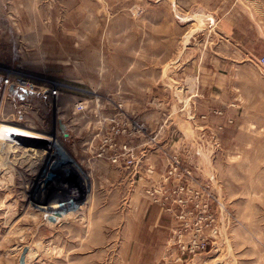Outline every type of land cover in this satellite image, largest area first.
<instances>
[{"label":"rangeland","instance_id":"374dc122","mask_svg":"<svg viewBox=\"0 0 264 264\" xmlns=\"http://www.w3.org/2000/svg\"><path fill=\"white\" fill-rule=\"evenodd\" d=\"M233 1L0 0V74L89 102L67 159L0 166V264H264V0H236L247 46L224 32ZM18 101L0 118L45 135V109ZM110 118L141 127L132 168L108 158L123 136L96 156Z\"/></svg>","mask_w":264,"mask_h":264},{"label":"built area","instance_id":"2783aa9c","mask_svg":"<svg viewBox=\"0 0 264 264\" xmlns=\"http://www.w3.org/2000/svg\"><path fill=\"white\" fill-rule=\"evenodd\" d=\"M257 61L258 64L264 68V53L258 58ZM25 77L26 76H24L21 72L14 73L8 71L6 76L0 74V96L10 104L19 100L18 102L24 101V103L33 102V104L37 107L45 109L48 116L47 123L45 125V135H39L35 132H28L27 134L29 135L25 133L26 135H24V138L27 139L28 136L31 135H39L46 138L44 143L45 146L38 145V140L37 142L34 141L37 139L35 137L29 138L28 140L30 141L29 144L32 146V149H34V146L41 148L39 150L43 152L42 158H59V155L64 157L65 154L62 153L66 150L65 143L70 138L71 133H73V127L75 126V118L71 119L70 115L74 116L76 114H81L83 116L88 114L89 112L87 109L89 102L87 99H85V97H80L65 105L62 100L65 96L64 89L66 85L50 78L41 76H34V80H29L26 79L27 77ZM12 117L13 120L0 118L4 120L0 122V125L20 128L23 131H27V129L21 128L19 125L15 127L19 118L22 116L19 117L18 114L16 115L13 112ZM115 121L116 120L114 118H110L108 121L106 119L99 121V126L95 129V132L97 131L98 133H101V130L104 128V124L108 125L109 131L107 130L108 133H105L101 136L102 139L100 142H102L104 145L98 148L96 156L102 158V156L106 153V149H104V147H106L105 145H111L116 136H123L127 138L128 142L119 147L120 154H113L108 158L112 164L117 166L123 165L124 167L132 168L136 165L135 161L137 158V151L140 147L133 146L132 140L134 134L137 133L138 130H141V127L137 125L134 126L130 123L129 125L124 123V125L119 126ZM104 130H106V128H104ZM12 134H14V132L7 133V137L11 139L13 136ZM91 134L90 140L91 142H94L98 135L94 134V132Z\"/></svg>","mask_w":264,"mask_h":264},{"label":"bare ground","instance_id":"6f19581e","mask_svg":"<svg viewBox=\"0 0 264 264\" xmlns=\"http://www.w3.org/2000/svg\"><path fill=\"white\" fill-rule=\"evenodd\" d=\"M0 122H2V120H0ZM19 127H21V126H19ZM30 129H28V131ZM28 131H23L20 128H13L11 126L0 125V166L5 167L7 164H10L9 163V159H8V158H10L9 157L10 155H13V158H17L18 154H16V152L18 150L21 151V154L19 155L20 156L19 158H31V159L34 158V159H37V160L40 159V158H41V160L43 159L42 158L43 152L41 150H39L41 148L33 145L34 149H32V146L29 144L30 141H28V140H29V138L35 137V138H37L38 142H41V144H42L41 146H43V144L45 143L46 138L45 137H41L39 135H31V136H28V138L26 139V138H24V135H26L28 133ZM9 132H14V134H12L13 136H12L11 139L7 137V133H9ZM35 132H36V130H35ZM27 135H29V134H27ZM24 139H26V140H24ZM62 154H64V153H62ZM65 157H66V155L64 156V159H67ZM41 160H39V162ZM45 165H46V163H45ZM70 169H72L76 173V175L80 178L79 180H81V181H78V183L76 182L78 184L77 186H79V184L82 183V187H84L86 189V187L89 185L88 180H87L89 178V174L84 173L82 168L80 166L74 164V163H72ZM76 194H78V192H76ZM83 194H85V193H83ZM60 203H62V202H60ZM60 203H58V204H60ZM61 205H63V204H61ZM65 205H66V203H65ZM72 207H74V206H72ZM78 210H79V208L70 211L71 215H70V212L69 213L67 212L66 214L62 215V217H67L68 218L70 216H73V215L79 213ZM61 214L62 213H59V212H55L54 213V215H56V216H60Z\"/></svg>","mask_w":264,"mask_h":264},{"label":"crops","instance_id":"0c3cea01","mask_svg":"<svg viewBox=\"0 0 264 264\" xmlns=\"http://www.w3.org/2000/svg\"><path fill=\"white\" fill-rule=\"evenodd\" d=\"M224 10L226 14L223 13V18L225 20L226 29L224 32L231 37V39L239 43L240 45L245 44L246 46L249 43V39L254 34L255 22L249 24V27L245 22V8L241 7L238 1H233L228 4ZM224 11V12H225ZM246 28H249L247 30Z\"/></svg>","mask_w":264,"mask_h":264},{"label":"water","instance_id":"95a60500","mask_svg":"<svg viewBox=\"0 0 264 264\" xmlns=\"http://www.w3.org/2000/svg\"><path fill=\"white\" fill-rule=\"evenodd\" d=\"M59 158H63L62 157V155H59ZM26 251H27V249L25 248V249H23V252H22V254L24 255L25 253H26ZM21 264H22V261H21Z\"/></svg>","mask_w":264,"mask_h":264}]
</instances>
